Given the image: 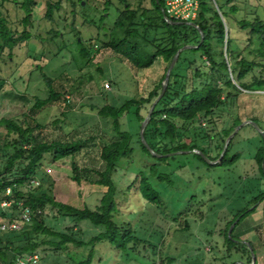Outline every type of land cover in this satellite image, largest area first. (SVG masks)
Here are the masks:
<instances>
[{"label": "trees", "instance_id": "1", "mask_svg": "<svg viewBox=\"0 0 264 264\" xmlns=\"http://www.w3.org/2000/svg\"><path fill=\"white\" fill-rule=\"evenodd\" d=\"M233 1L200 0L198 15L193 22L204 33V41L201 43V34L197 28L186 24H170L164 19L161 11V8L167 11L164 0H159V3L156 0H119L118 18L110 29L109 40L101 45L120 54L135 70L150 68L158 58H162L168 65L159 84L147 97L130 99L120 106L110 104L98 111L104 126L111 129L113 140L106 142L101 150L104 168L97 171L100 179L96 181V185L103 188V194L95 208H77L57 201L54 195L34 184L47 159L56 162L74 156L81 149L80 141L40 140L35 135L40 124L33 126L28 116L21 120H0V124L6 129L4 137L0 136V215L9 223L19 221L21 205L34 212L41 211V214L32 217L30 222L22 224L19 229L0 228V264H16L18 258L32 254L41 256L40 252H43L40 260L52 254L64 256L66 248L70 246L84 248L102 242L110 243L119 255L142 256L150 250L154 252L153 245L147 244L146 238L141 235L140 226L129 220L135 218L138 208L132 204L133 200L128 202V195L135 192L141 200L144 213L149 209L159 212L162 203L159 183H171L172 175L167 171L172 157L153 155L142 143L140 134H137L138 139H134L133 134L123 128L121 120L126 113L132 112L140 128L152 103L161 93L162 82L176 52L185 45H197V48L188 50L200 53L201 58L205 57V62L199 64L196 59L187 57L182 60L184 51L180 54L171 72L167 91L157 103L145 129V138L157 154L167 155L181 150L198 149L212 161L219 159L227 137L242 121L235 119L231 127L220 130L216 118L218 109L233 103L242 94V90H264V6L262 12L254 7L250 13H246L243 8V13L239 15L237 5L228 7ZM35 2L36 0H23V3L0 0V69L4 74L6 67L12 64L15 52L20 51L23 42L32 37L29 27ZM9 3L19 5L25 12L20 21L22 30L11 27L7 17L3 15L6 4ZM106 5L109 8L112 1L106 0ZM217 7L229 25L228 38ZM52 9L53 6L50 5L48 15ZM122 33L123 36L120 37ZM54 35L59 36L60 33ZM240 35L244 36L245 46L240 44ZM76 45L82 58L91 56V48L81 39H76ZM247 48L249 51L244 54L243 51ZM183 63H187L184 70ZM43 77L46 79L49 96L44 100H36L31 109L33 114L64 95L56 91L51 79L46 75ZM3 80L4 77L1 81ZM33 117L32 115L31 118ZM207 123L208 128H203ZM105 130L109 132L107 128ZM233 139L225 156L216 165L208 163L196 153L194 156L208 168L231 167L240 158L239 152L230 155ZM263 157L262 145L257 150L255 162L258 173L264 176ZM165 158L168 162L162 168L161 162ZM129 171H134V174L127 181L124 177ZM262 200L263 191L249 199L248 205L234 212L231 218L225 216L222 219L226 223L219 229L218 236L223 238L225 259L232 258L235 252H241L242 256L240 260L230 263L225 259L219 260V264H252L250 249L236 237L235 230L255 211L249 208ZM8 201H11L10 206L1 207L2 202ZM45 211L48 216L55 212L64 217V230L49 226L44 217ZM238 218L229 235V228ZM83 221H88L86 225L90 228L100 229L90 241L77 237ZM4 223L5 221L0 222V227ZM213 240L209 253L214 254L220 249V243L216 238ZM247 242L256 253L254 243ZM93 260L94 256L89 253L84 259H77L74 264H93Z\"/></svg>", "mask_w": 264, "mask_h": 264}, {"label": "rangeland", "instance_id": "2", "mask_svg": "<svg viewBox=\"0 0 264 264\" xmlns=\"http://www.w3.org/2000/svg\"><path fill=\"white\" fill-rule=\"evenodd\" d=\"M15 1L23 3V0ZM111 1L112 5L106 8V0H36L29 27L31 39L24 41L22 49L15 52L5 74L0 69V120H21L28 116L33 126L40 124L35 130L40 140L81 142V149L74 156L56 162L47 159L34 181L57 201L77 208H95L103 194V188L96 185L100 179L97 171L104 168L101 150L113 138L98 111L110 104L120 106L127 100L147 97L159 84L168 65L158 58L150 68L135 70L120 54L101 45L109 40L110 29L118 18L119 0ZM50 5L53 9L48 15ZM232 5L239 7L241 15L243 8L246 13L254 7L261 11L264 0H234L228 7ZM3 15L11 27L23 29L20 21L25 12L19 5L6 4ZM55 33L60 35L55 36ZM78 38L91 48L90 57H81L76 45ZM243 38L239 36L240 44L245 46ZM248 51L247 48L243 52ZM185 57L196 59L199 64L205 62V57L201 58L200 53L193 50L184 51L182 60ZM186 67L187 63H183L182 69ZM43 75L64 95L33 114L31 109L36 100L49 96ZM216 118L220 130L231 127L233 121L239 119L252 120L264 131V90L242 91L233 103L218 109ZM121 122L123 128L138 139L140 128L136 116L126 113ZM203 126L207 129L208 123ZM5 133V126L0 124V136L4 137ZM190 134L193 137L191 131ZM262 145L264 147V137L248 124L233 139L230 155L239 152L240 158L231 167L208 168L194 153L167 156L172 157L167 171L172 175L171 183H159L162 203L157 213L150 209L144 213L135 192L128 195V202L133 200L132 204L138 208V214L129 220L140 226L141 235L147 244L153 245L155 254L150 250L142 256L119 255L110 243L102 242L85 246L87 249L70 246L63 258L53 254L44 256L39 264H74L89 253L94 256L93 264H219V260L225 259L223 238L218 236L219 229L226 223L222 219L231 218L234 212L247 206L254 195L264 192V176L258 173L255 162ZM167 162V158L161 162L162 168ZM133 172L129 171L124 178L129 181ZM263 208L264 200L258 202L255 211L235 230L238 239L254 243L257 264H264ZM44 217L53 228L64 230L66 227V219L55 212L48 216L45 211ZM2 221L7 223L0 215ZM82 223L85 225L80 226L79 239L90 241L99 233L100 229L86 225L88 221ZM213 238L220 243V249L214 254L209 253ZM241 256V252H235L225 261L240 260Z\"/></svg>", "mask_w": 264, "mask_h": 264}, {"label": "water", "instance_id": "3", "mask_svg": "<svg viewBox=\"0 0 264 264\" xmlns=\"http://www.w3.org/2000/svg\"><path fill=\"white\" fill-rule=\"evenodd\" d=\"M157 3H159V0H156ZM83 4V3H82ZM218 9V7H217ZM161 11H162V14L164 16V19L170 23V24H186V25H189V26H192V27H195L199 30L200 34H201V43L204 41V33L202 32V30L199 28V26L193 22V21H173L166 13V10L164 8H161ZM219 11V9H218ZM219 14L221 16V19L224 23V26H225V36L226 38H228L229 36V25L227 24L226 20L224 19V17L222 16L221 12L219 11ZM226 42V40H225ZM198 46L197 45H185L183 46L182 48H180L176 54L174 55L168 69H167V72H166V75H165V78L162 82V90H161V93L159 94V96L155 99V101L152 103L149 111H148V114L146 116V118L144 119V121L141 123V127H140V131H139V134H140V138H141V141L142 143L145 145V147L155 156L157 157H162V156H172V155H176V154H190V153H196L198 155H200L201 157H203L208 163L212 164V165H216L218 164L222 159L223 157L225 156L227 150H228V147H229V144L230 142L232 141V139L235 137V135L246 125L248 124H251L253 125L258 131L259 133L264 137V131L261 130L259 128V126L252 120H246V121H243L241 122L239 125L236 126L235 130L233 131V133H231L228 137H227V140L225 142V145L222 149V152H221V155L219 157V159L215 160V161H212L210 160L208 157H206V155L198 150V149H194V150H181V151H176V152H172L170 154H167V155H161V154H157L156 152H154V150L151 148V146L149 145V143L147 142L146 138H145V129L151 119V116H152V113L157 105V103L160 101V99L164 96L165 92L167 91V88H168V85H169V81H170V76H171V72L175 66V64L177 63L178 59H179V56L180 54L185 51V50H188V49H194V48H197ZM235 85H237V83L234 81ZM238 86V85H237ZM242 90V89H241ZM244 92H247L246 90H242ZM263 170H264V159H263ZM258 204V203H257ZM255 204L254 206H252L249 210H253L255 209L256 205ZM239 218L231 225V227L229 228V231H228V234L231 235L235 225L237 224ZM244 243H246L250 249V252H251V257H252V264H256L257 263V255L256 253L254 252L252 246H250V243L247 242V241H242ZM239 263V262H238ZM236 263V264H238Z\"/></svg>", "mask_w": 264, "mask_h": 264}, {"label": "built area", "instance_id": "4", "mask_svg": "<svg viewBox=\"0 0 264 264\" xmlns=\"http://www.w3.org/2000/svg\"><path fill=\"white\" fill-rule=\"evenodd\" d=\"M167 6V15L171 19H179L182 21H195L200 8V0H165ZM8 190L7 193H9ZM3 207L11 205V201L2 202ZM37 214H41V211L34 212L29 207L21 205L19 221H12L1 225V229H19L22 224L30 222L32 217ZM40 256L38 254H32L26 257H20L17 259L16 264H39Z\"/></svg>", "mask_w": 264, "mask_h": 264}]
</instances>
